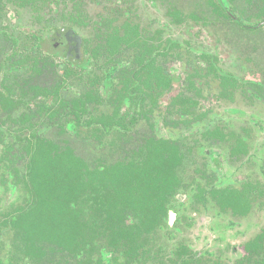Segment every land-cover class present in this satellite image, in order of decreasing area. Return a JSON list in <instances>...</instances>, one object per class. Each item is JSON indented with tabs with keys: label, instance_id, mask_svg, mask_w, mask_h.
Segmentation results:
<instances>
[{
	"label": "flooded vegetation",
	"instance_id": "flooded-vegetation-1",
	"mask_svg": "<svg viewBox=\"0 0 264 264\" xmlns=\"http://www.w3.org/2000/svg\"><path fill=\"white\" fill-rule=\"evenodd\" d=\"M148 1L164 16L154 28L136 20L134 0H0V40L9 46L5 52L0 47V226L2 216L7 212L10 215L8 226L0 232V253L4 248L11 249L9 264H44L41 257L21 256L15 250L12 218L14 209L24 205L16 185L28 180L32 163L29 138L51 141L58 151L68 146L78 157L67 141L44 137L46 128L82 136L98 148H112L102 165L140 164L136 159L147 154L152 143L162 154L166 148L167 157L159 162L166 169L161 172L165 176L153 179L155 192L146 195L150 208L131 211L125 221L136 227L132 250L126 248L125 240L113 246L106 236L94 245L95 250L87 251V256L58 257L52 264H228L222 258L228 249L232 255L237 254L233 264H264V226L238 244L250 228L260 223V219L251 223L248 216L264 215V117L260 112L227 108L226 114L232 113L242 122L234 129L231 118L211 108L215 100H232L236 91H244L246 102L263 109L264 82H242L222 73L218 61L222 62L220 58L228 50L214 42L212 34L206 35L210 43L214 42L212 53L191 45L204 26H212L213 21L221 24L223 31V26L232 23L247 30L261 28L264 23L255 28L258 21L251 24L243 20L232 0ZM90 5H98L99 12L90 13ZM23 12L30 13L28 21L21 17ZM96 23L108 26L109 31L116 27L118 39L153 44L151 49H133L124 42L113 56L140 75L139 84H143L142 73L149 71L155 78L153 86L165 87L159 93L153 92L152 113L142 107L123 113L121 134L110 133L102 144L85 137L86 125L81 123L82 127L77 128L75 119L73 130L66 126V121H71L68 114L74 101L87 88L79 82V75L94 78L106 68L93 63L84 67L95 45ZM173 26L184 38L173 39L168 34ZM86 28L91 32L89 36L81 33ZM105 59L100 58L99 63ZM148 62L151 65L144 67ZM173 75L178 77L176 81H161ZM48 76L51 80L46 84ZM213 78L220 81L219 92L207 94L203 85ZM62 81L63 87L53 90ZM76 83L80 90L70 91ZM100 84L95 82V88ZM46 89L50 91L47 97ZM93 108V102L88 104L90 111ZM112 108L105 101L97 105L94 114L88 112L82 119L91 114H110ZM95 159L90 163L81 160L92 167L97 163ZM190 240L196 246L202 244L199 248L205 250L193 249Z\"/></svg>",
	"mask_w": 264,
	"mask_h": 264
},
{
	"label": "trees",
	"instance_id": "trees-1",
	"mask_svg": "<svg viewBox=\"0 0 264 264\" xmlns=\"http://www.w3.org/2000/svg\"><path fill=\"white\" fill-rule=\"evenodd\" d=\"M261 3L264 4V0H261ZM240 15L242 16V13ZM263 23L264 14L254 27ZM96 25L95 45L91 47L89 60L84 67L93 63L99 68L104 64L106 68L100 75H94V78L86 74L79 75V82L87 88L80 92L74 101L71 113L68 114L71 121H66V126L73 130L75 119L77 128L82 127L81 123L86 125L85 137L102 144L110 133L121 134L123 113L135 112L137 107L152 113L153 92L159 93L165 87H154L155 78L149 71L142 73L143 84H139L140 75L126 69L122 60L113 56V51L120 48L124 42L133 49H151L155 47L153 44L147 45L145 41L140 43L139 40H121L117 38L116 27L109 31L108 26L102 23ZM102 57L106 59L99 63ZM150 65L148 62L144 67ZM177 79L178 77L173 75L161 81L169 83ZM97 81L101 84L96 89L94 83ZM161 81L157 80L156 85L160 86ZM190 81L194 82L192 79ZM63 83L64 81L58 83L53 90H59ZM49 92L46 89V97ZM54 94L56 96L58 92ZM105 101L113 107L111 113L93 115L97 105ZM91 102L95 105L92 111L88 109ZM88 112L93 114L85 120L82 119ZM130 118H133L131 114ZM29 144L32 148V163L28 167V180L24 184L16 185L24 205L14 209L15 215L12 218L17 242L16 253L19 252L17 254L21 256L41 257L44 264H52L58 257L87 256V251L95 250L94 245L106 236L113 246H118L125 240L126 248L132 250L130 245L135 241L136 227L125 221L131 217V211L150 208L148 204L151 201L146 195L155 192L156 182L153 179L165 176L161 172L166 169L159 162L167 160L166 148L162 154L155 148L154 143L148 145L147 154L136 159L140 164L121 165L115 162L102 165L104 158L98 156L95 159L97 163L90 167L76 157L68 146L63 151L54 150L56 145L51 141L41 138L34 141L33 137L29 138ZM123 200L124 203L121 204ZM2 218L4 221L0 232L9 224V213ZM10 252L11 249H3V254L0 253V264H9ZM77 264L85 263L78 261Z\"/></svg>",
	"mask_w": 264,
	"mask_h": 264
},
{
	"label": "rangeland",
	"instance_id": "rangeland-1",
	"mask_svg": "<svg viewBox=\"0 0 264 264\" xmlns=\"http://www.w3.org/2000/svg\"><path fill=\"white\" fill-rule=\"evenodd\" d=\"M232 1L238 11L242 13V19L247 20L251 24L256 23L262 17V14H264V4L261 3V0ZM134 4L137 15L136 20L140 21L141 24H150L153 27L157 25V20H162L164 18L163 13H161L158 8H154L153 6H151L148 0H134ZM87 10L90 13H98L100 7L98 5H90L87 7ZM21 17L25 19V21H28L26 20V18L30 19L31 15L28 12H23V14H21ZM217 20L220 22V19ZM213 22L214 23L212 24V26H204L205 29L203 33L200 34V37L197 39L194 38V40L191 42V45L194 47V49L212 53L213 49H215L213 43L216 41L222 44L228 50L226 56L220 58V61L222 62L218 61V66L220 67L222 73H228L229 75L232 74L233 76L239 78L242 82L246 80H261L264 82V25L261 28L255 30H247L239 25H233L232 23V26H223L225 27L223 31L220 26L221 24H217V21ZM81 33H84L88 36L91 34L88 28L83 30V32ZM168 34L171 35L173 39L181 40L182 38H184L182 32H180V30L176 26H173ZM207 34H212L214 38L213 43H210L209 38L206 37ZM0 47L4 48L3 52H5L9 46L8 44L0 40ZM219 54L221 53L219 52ZM220 56L221 55H219V57ZM60 64L63 65V63ZM50 80L51 78L49 76L46 77V84H48L47 82H49ZM213 80L214 81H210L208 84L203 85V90L205 91V93L214 95L219 92L220 85H218V82L220 81L218 80V78H213ZM73 88L74 89H71L70 91H79V83H76V87L73 86ZM233 96L234 98H232V100H215L211 108L213 111L219 112L216 113L220 116L226 115L228 118H231L229 122L234 129L239 128L242 125V122L240 120H237V116H233L234 114H226L227 111L225 110L227 108H242L249 113L260 112L259 114L264 117V107L262 109L260 105H254V103L246 102L247 100L245 99L246 96L244 95V91H236ZM162 105H165V103H163ZM42 134L44 135V137H47V139L52 141L55 140L61 143L67 141V143L72 146L74 153L81 159L88 161V163L93 161L96 156H102L105 158L111 156V153L109 151L112 150V148H98L94 143L85 142L83 139H81L82 136H72L69 133L60 134L59 130L55 128H46L44 129ZM263 141L264 137L262 138L261 142ZM114 150L117 151V149ZM243 173H246V169L243 170ZM243 173H240V175H242ZM258 219H260V223L250 228L246 232V235L242 239H240V242L238 244L243 242L245 239L253 236L259 229L264 226V215L262 213L250 214L248 216L247 220L251 223L257 222ZM192 235L191 237L193 238ZM190 242L191 244H193V249H196L200 252H203L205 250L200 249V246H202V244L196 246L197 244L195 242H193L192 240H190ZM221 245L223 246V244ZM171 246L174 247V245ZM215 249L217 251L219 250V247H216ZM0 252H2V250H0ZM236 256L237 254L232 255L230 253V250L228 249L227 253H224L222 258L224 259V262L233 264Z\"/></svg>",
	"mask_w": 264,
	"mask_h": 264
}]
</instances>
